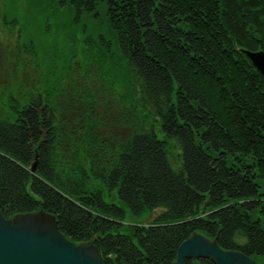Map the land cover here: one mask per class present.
<instances>
[{
    "label": "trees",
    "instance_id": "obj_1",
    "mask_svg": "<svg viewBox=\"0 0 264 264\" xmlns=\"http://www.w3.org/2000/svg\"><path fill=\"white\" fill-rule=\"evenodd\" d=\"M60 2L78 17L103 4L117 47L84 40L81 74L55 63L48 79L25 50L40 74L0 107L3 216L53 214L105 264H173L194 232L261 263L264 76L242 50H264V0ZM116 199L136 216L165 212L126 235Z\"/></svg>",
    "mask_w": 264,
    "mask_h": 264
},
{
    "label": "rangeland",
    "instance_id": "obj_2",
    "mask_svg": "<svg viewBox=\"0 0 264 264\" xmlns=\"http://www.w3.org/2000/svg\"><path fill=\"white\" fill-rule=\"evenodd\" d=\"M68 38V40H67ZM104 39L116 46V40L110 31L106 17V8L99 4L94 14L77 16L69 5L61 4L60 0H0V107L6 110L7 96L10 90L25 85L27 89L33 85L40 71L34 70L33 56L25 52L34 49L42 58V73L45 79L49 73L55 75L58 64H82L81 48L84 40L96 41ZM57 67L49 72L44 67L53 64ZM81 74V67L77 71ZM111 77V76H110ZM45 82V81H44ZM119 95L127 94L126 85L117 86ZM229 165L240 164L229 156ZM106 200L107 191L104 189ZM125 214L118 216V221L124 224L117 232L131 235L135 225L147 224L156 220L164 212V208L133 215L124 203L116 199ZM253 221L261 223L264 230V208L252 215ZM264 264V256L260 258Z\"/></svg>",
    "mask_w": 264,
    "mask_h": 264
},
{
    "label": "water",
    "instance_id": "obj_3",
    "mask_svg": "<svg viewBox=\"0 0 264 264\" xmlns=\"http://www.w3.org/2000/svg\"><path fill=\"white\" fill-rule=\"evenodd\" d=\"M264 76V50H242ZM37 157V154H36ZM38 160L31 164L36 173ZM210 259L214 264H262L236 250H225L217 239L194 232L178 248L173 264ZM0 264H105L97 244L74 243L59 229L56 216L46 211L18 214L10 219L0 211Z\"/></svg>",
    "mask_w": 264,
    "mask_h": 264
},
{
    "label": "bare ground",
    "instance_id": "obj_4",
    "mask_svg": "<svg viewBox=\"0 0 264 264\" xmlns=\"http://www.w3.org/2000/svg\"><path fill=\"white\" fill-rule=\"evenodd\" d=\"M210 260V259H209Z\"/></svg>",
    "mask_w": 264,
    "mask_h": 264
}]
</instances>
